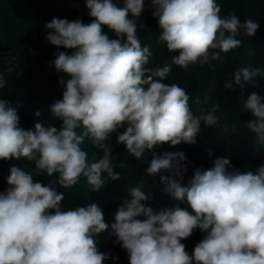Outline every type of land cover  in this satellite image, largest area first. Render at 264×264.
<instances>
[{
	"label": "clouds",
	"instance_id": "clouds-1",
	"mask_svg": "<svg viewBox=\"0 0 264 264\" xmlns=\"http://www.w3.org/2000/svg\"><path fill=\"white\" fill-rule=\"evenodd\" d=\"M149 3L162 30L160 40L168 51L178 53L170 64L145 67L153 55L138 35V27L145 28L138 25L145 0H123L122 6L114 0H85L90 23L53 18L45 25L50 30L45 37L48 43L72 50L71 54L57 51L49 61L68 77L59 81L62 98L49 106L60 127L36 123L34 129L25 130L18 126L17 109L0 99V160L25 158L34 162L36 175L58 177L43 185L16 166L9 169V187L0 192V264H106L110 254L100 251L95 239L109 228L102 209L91 203L63 211L64 194L57 192L56 185L67 189L84 176L90 190L98 191L105 174L119 180L108 143L114 132L116 142L141 160L146 151L165 143L195 144L202 122L207 127L217 125L218 102L207 113L201 110L195 115L187 92L162 81L172 65L187 69L197 62L220 60L221 52L241 45L236 38L241 31L254 37L259 23L241 22L235 13L221 17L216 0ZM105 28L116 38H110ZM257 77H264V69L249 65L237 69L224 88L244 83L255 87ZM6 86L0 73V90ZM209 99L206 96L204 102ZM195 102L201 103L199 98ZM244 109L254 119L243 126L264 146V96L251 93ZM78 128L83 129L79 134ZM120 128L125 130L119 133ZM233 131L239 134L238 129ZM86 137L104 153L90 164L80 147ZM185 159L183 152L153 153L145 173L172 172L161 176L160 183L172 199L186 201L191 212L177 205L154 213L145 203L152 193L139 186L128 190V198L116 211L110 234L126 250L129 264H264V164L255 172H242L233 168L230 159L219 157L214 167L196 169L182 186L173 176H182L180 163ZM141 216L145 219H138ZM196 229L206 235L190 255L181 241Z\"/></svg>",
	"mask_w": 264,
	"mask_h": 264
},
{
	"label": "trees",
	"instance_id": "trees-1",
	"mask_svg": "<svg viewBox=\"0 0 264 264\" xmlns=\"http://www.w3.org/2000/svg\"><path fill=\"white\" fill-rule=\"evenodd\" d=\"M114 2L118 6L123 5V0ZM216 3L221 6V17L235 13L241 22L245 19L258 22L260 27L255 36L248 37L241 31L236 37L242 41L241 45L227 53L221 52L220 60L203 65L197 62L190 64L187 69L172 65L171 73L162 82L169 85L176 83L182 87L190 97L189 105L195 115H200L201 110L207 113L213 104L218 102L219 109L214 113L218 117L217 125L207 127L202 122L195 144L181 142L171 146L165 143L146 151L141 160L130 155L123 144L116 142L117 133L114 132L108 143L111 147L114 171L120 173L119 180L112 181L105 174V184L98 191L90 190L84 176L80 177L76 185L67 189L56 185L57 192L64 194V200L61 202L63 211L86 207L91 203H96L102 209L109 228L97 234L95 239L100 251L110 254L106 264H129L128 254L115 243V237L110 234V226L115 222L114 215L122 201L128 198L130 188L139 186L146 194L149 191L152 193L153 198L145 203L154 213L177 205L191 212L186 201L172 199L164 191L165 185L160 183L161 176L172 175V172L161 171L154 176L145 173L153 153L157 156L165 152L184 153L186 159L180 163L182 176H173L182 186L190 182L196 169L204 171L214 167V160L219 157L230 159L233 168L242 172H255L264 164V146L258 145L255 134L243 126L247 121L254 119L252 114L244 109V102L253 92L264 96V77L255 79V87L244 83L243 87L224 88L226 82H231L237 69L249 65L264 69V0H216ZM153 10L149 0H145L144 10L138 18V25L143 24L146 28L145 30L138 27L141 44L149 46L153 53L145 66L147 68L170 64L172 56L178 55L168 51L166 44L160 40L162 30L152 15ZM53 18L70 21L80 19L84 23H90L92 20L88 15L85 0H0V73L4 74L7 81V86L0 90V99L7 100L11 107L17 109L20 118L18 126L25 130L34 129L36 123L57 128L61 124L59 119L51 115L49 106L56 99L62 98L64 89L59 81L67 80L68 77L63 72L56 71L49 61L55 59L54 53L57 51L71 54L72 50L62 47L58 49L46 41L45 37L50 30L45 25ZM105 31L108 32L107 28ZM108 34L110 38H116L114 33ZM206 96L210 99L205 103ZM197 98L201 103L195 102ZM37 111L41 112V116L35 115ZM233 129H238L239 134ZM82 130L76 129L78 134ZM124 130L125 128H120L117 132L122 133ZM80 147L87 153L89 164L104 155L103 150L97 148L88 137ZM12 166L33 175V181L43 185H47L49 180L58 179L56 174L52 177L36 175L34 162L25 158L0 160V192H5L9 187L7 177ZM138 219L143 220L145 217ZM205 235L206 233L196 229L189 238L181 242L191 255L195 245ZM111 257H118V260Z\"/></svg>",
	"mask_w": 264,
	"mask_h": 264
}]
</instances>
